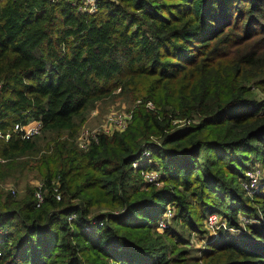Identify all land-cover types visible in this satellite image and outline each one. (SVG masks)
Returning a JSON list of instances; mask_svg holds the SVG:
<instances>
[{
    "label": "trees",
    "instance_id": "1",
    "mask_svg": "<svg viewBox=\"0 0 264 264\" xmlns=\"http://www.w3.org/2000/svg\"><path fill=\"white\" fill-rule=\"evenodd\" d=\"M72 2L0 0V181L43 185L38 208L30 187L0 191V264H264V184L239 188L264 173V0ZM120 98L130 125L80 150L87 114ZM32 121L21 140L13 125ZM143 150L161 188L130 166ZM210 213L238 232L197 253L188 234Z\"/></svg>",
    "mask_w": 264,
    "mask_h": 264
},
{
    "label": "built area",
    "instance_id": "2",
    "mask_svg": "<svg viewBox=\"0 0 264 264\" xmlns=\"http://www.w3.org/2000/svg\"><path fill=\"white\" fill-rule=\"evenodd\" d=\"M59 0H47L48 3L53 4L58 2ZM102 1L116 2V0H75V2L71 3V6L75 8L78 13H87L92 14L96 11L98 4ZM131 121V115L128 112H111L104 116L102 123L93 129H82L75 138V144L80 150H87L88 147L92 144H96L98 138L100 136H109L113 133H120L124 131L128 122ZM13 131L17 133L21 140L31 139L40 134L41 124L40 122H27L25 124L16 123L13 125ZM9 139L8 132L0 131V141H7ZM149 152L147 150H143L141 153V157L138 160L132 162L130 165L133 170H138V175L141 180L148 185L160 186L159 183V173L155 170H146L143 166H147ZM2 162V161H0ZM261 170L257 167L248 169L244 173V180L240 182V189L247 196H251L255 194L257 189L258 176L260 175ZM53 184L52 194L56 201H59V194L57 192L56 183ZM11 195H14V191L9 189ZM33 198L35 201V207L38 208L43 202V185L39 183L33 190ZM172 214L169 207H166L162 217L159 219L157 223V230L162 232L163 230L168 228L170 223ZM75 218L73 216H69L67 221L69 223L73 222ZM240 222L245 225L248 224L249 221L244 217L240 218ZM102 226L101 222L98 219H92L89 222L85 223L82 227L84 232L95 231L96 229ZM204 230L211 234L216 235L220 230L225 231H237L228 229L226 225L225 219L221 218L216 213H210L206 216L203 222ZM3 242L0 239V243Z\"/></svg>",
    "mask_w": 264,
    "mask_h": 264
},
{
    "label": "rangeland",
    "instance_id": "3",
    "mask_svg": "<svg viewBox=\"0 0 264 264\" xmlns=\"http://www.w3.org/2000/svg\"><path fill=\"white\" fill-rule=\"evenodd\" d=\"M256 97L258 100L263 101L264 100V93H258V94H256ZM145 107H148L151 109L152 105L150 103H147ZM133 108H134V105H131L128 100L121 99V98L117 99L111 103L105 102L104 104H100L96 108V110L90 111L87 114L85 122L79 127L77 133H79L82 129L90 130V129L97 127L98 125H100L102 123L104 116L111 113V112H129L132 115ZM131 120H132V117H131ZM130 123H131V121L128 122L126 128L130 125ZM150 157L151 156H149L148 158H150ZM251 168H253V166ZM251 168H249V169H251ZM258 169L261 170L260 167ZM263 174L264 173L261 170V173L258 176L257 189H256L255 193L259 192V185L264 184ZM37 177H38V175L36 172H30V173L24 174L17 181L10 180L9 178H7L3 181H0V191H8L9 189H11L15 192V194L16 193L21 194L26 187H30L32 189V192H33L34 188L40 183V181ZM13 183H15V184H13ZM157 188H161V187L158 186ZM243 194L245 195V193H243ZM253 195H255V194H253ZM253 195H251V196L245 195V197L247 199H252ZM169 208L171 210V214L173 217L174 211L172 210V207H169ZM172 217H171V219H172ZM169 225H170V223H169ZM232 232H238V231H232ZM217 235L218 234L211 235V234L207 233L206 231L203 235H197L194 233H189L188 234V240H187L188 242L186 243V246L189 249L194 250L195 252L197 251V253H198L207 244L215 241L217 239ZM0 239H2V238L0 237ZM197 253H195L196 256H198Z\"/></svg>",
    "mask_w": 264,
    "mask_h": 264
}]
</instances>
